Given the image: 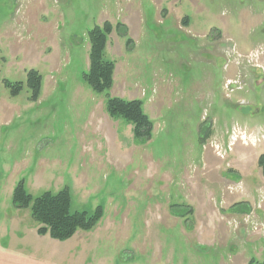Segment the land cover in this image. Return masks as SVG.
<instances>
[{
	"label": "rangeland",
	"instance_id": "1",
	"mask_svg": "<svg viewBox=\"0 0 264 264\" xmlns=\"http://www.w3.org/2000/svg\"><path fill=\"white\" fill-rule=\"evenodd\" d=\"M106 22L114 84L98 94L83 77L89 31ZM30 70L43 80L33 102ZM5 80L22 92L12 96ZM108 96L143 102L150 141L109 115ZM260 133L264 0H0V264H79L78 248L37 252L31 207L13 204L20 181L34 199L68 187L73 211L101 206L102 228L78 231L72 243L110 238L99 245L113 257L103 264H216L223 234L204 224H261L253 212L230 218L225 205H207L214 184L225 190L237 145L249 159L264 153V142L250 143ZM206 162L223 169L205 172ZM203 235L220 241L193 240Z\"/></svg>",
	"mask_w": 264,
	"mask_h": 264
},
{
	"label": "trees",
	"instance_id": "2",
	"mask_svg": "<svg viewBox=\"0 0 264 264\" xmlns=\"http://www.w3.org/2000/svg\"><path fill=\"white\" fill-rule=\"evenodd\" d=\"M122 30L126 28L121 26ZM113 31L111 23L95 26L89 31L91 44L89 55V70L84 74L85 82L98 94L109 92L114 84L115 64L105 59V49L109 35ZM42 76L37 70H30L27 74L26 86L30 90V100L37 101L42 89ZM6 87L12 96H18L23 90L21 82L13 84L5 80ZM107 111L112 118H123L133 125L136 140L148 142L152 138L153 122L144 112L141 100H129L118 97L107 98ZM259 166L264 176V153L259 158ZM13 204L17 208L31 207L32 217L38 224L37 233L49 236L53 240L65 242L72 239L78 231L90 232L94 230L103 218V208L99 206L94 213L87 211H73L72 197L68 187L58 193L45 192L34 199L20 181L13 192ZM241 205V204H240ZM239 206V204H238ZM237 206V207H238ZM175 208L177 206H174ZM240 207V206H239ZM247 212V210H245ZM191 214V211H189ZM249 264H264L252 259Z\"/></svg>",
	"mask_w": 264,
	"mask_h": 264
},
{
	"label": "crops",
	"instance_id": "3",
	"mask_svg": "<svg viewBox=\"0 0 264 264\" xmlns=\"http://www.w3.org/2000/svg\"><path fill=\"white\" fill-rule=\"evenodd\" d=\"M224 146H227V143H223ZM248 148L243 145H237L233 152L229 156L231 159L226 162V170L221 185L226 186L225 190H221L220 193L216 192L215 184L213 185L212 193L208 194V198L211 201H207V205H225L227 208L226 215L230 218L233 217H243V215L251 216V212L254 213L256 221L261 223L258 225V228L253 229L246 224H240L238 229L233 224H204L206 228V234L214 235L216 232L223 234L221 240L224 241L225 246L219 249H222L217 255L216 264H249L252 259L262 262L264 261V176L262 169L259 166V157L262 152L256 151V157L249 159L248 157ZM215 156V155H214ZM207 160V159H206ZM203 171L211 173L214 170L222 171L223 167L220 165H211L210 162L204 164ZM259 172V174H258ZM257 175L260 176L257 179ZM242 183L241 190H233L231 187L235 184ZM258 184V185H257ZM236 204L240 207H234ZM242 207V211L240 208ZM195 210V208H194ZM247 210V212H245ZM99 225V224H98ZM101 225V224H100ZM110 228L114 227L115 224H109ZM192 229H201L203 224L200 226L191 225ZM198 227V228H197ZM97 229L102 228L98 226ZM95 228V229H96ZM94 229V230H95ZM105 229L108 230V226H105ZM92 230V231H94ZM38 235V233H37ZM39 246L37 247V252L44 249L45 252H51L52 250H61L64 251V254H67L70 249L78 248V255L75 257L78 258L79 264H103L104 261H110L113 257L109 255V249H101L99 247L100 243L103 241H111L107 236H102V234L96 236L95 238L89 237H80L79 242L72 243V238L65 242H60L53 240L48 235L40 236L38 235ZM204 236V235H203ZM46 237H49L48 240ZM200 241L198 237H195L193 240H196L198 243H203L206 241V244L217 245V242L220 241L215 237L206 235L201 238ZM44 241V243L42 242ZM220 245V244H219ZM251 247V251L248 249ZM145 250V248L143 247ZM110 251V250H109ZM106 253L105 256L102 253ZM157 257H160V254L157 253ZM64 256L62 257L63 261ZM179 264H184V260H180Z\"/></svg>",
	"mask_w": 264,
	"mask_h": 264
},
{
	"label": "built area",
	"instance_id": "4",
	"mask_svg": "<svg viewBox=\"0 0 264 264\" xmlns=\"http://www.w3.org/2000/svg\"><path fill=\"white\" fill-rule=\"evenodd\" d=\"M240 138L242 139L244 145H249L250 141H251L250 143H252L253 145H256L258 142L259 143L264 142V133H262V134L260 133L258 136L254 137L255 139L253 141H252L251 138L247 139V136H244V135H242ZM261 138H262L263 141H261ZM249 139H251V140L248 141Z\"/></svg>",
	"mask_w": 264,
	"mask_h": 264
}]
</instances>
